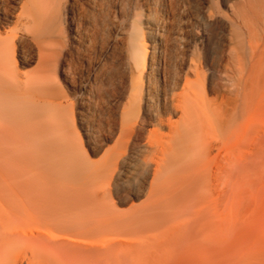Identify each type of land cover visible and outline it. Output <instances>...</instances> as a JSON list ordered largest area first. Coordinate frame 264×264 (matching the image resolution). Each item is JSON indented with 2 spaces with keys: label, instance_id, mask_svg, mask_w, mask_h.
Returning a JSON list of instances; mask_svg holds the SVG:
<instances>
[{
  "label": "bare ground",
  "instance_id": "obj_1",
  "mask_svg": "<svg viewBox=\"0 0 264 264\" xmlns=\"http://www.w3.org/2000/svg\"><path fill=\"white\" fill-rule=\"evenodd\" d=\"M218 1L0 0L2 257L19 222L34 224L39 259L54 245L69 264H113L144 239L169 249L170 209L191 215L205 256L223 264L229 190L211 139L224 105L245 110L244 70L257 82L264 67V0ZM205 86L218 92L214 103ZM133 197L141 202L118 208ZM54 227L66 233L55 244ZM197 229L192 256L203 246ZM259 245L247 264H264Z\"/></svg>",
  "mask_w": 264,
  "mask_h": 264
},
{
  "label": "rangeland",
  "instance_id": "obj_2",
  "mask_svg": "<svg viewBox=\"0 0 264 264\" xmlns=\"http://www.w3.org/2000/svg\"><path fill=\"white\" fill-rule=\"evenodd\" d=\"M215 5L222 8L218 0H215ZM195 13H197V8H192L186 17L192 19ZM227 13L230 14L229 10H227ZM209 33L210 39L216 37L217 27L215 24L210 27ZM235 34L237 35L238 31ZM199 47L200 44L198 43L196 48L199 50ZM246 75H248V78H246ZM249 75L250 71L246 68L243 72L242 82L237 83L242 91L245 90L243 104L245 110L243 112L235 111L232 106L224 105L223 119L225 126L222 129L215 127L211 139L210 157L214 161H222L225 165L224 184L227 186L225 188L229 190L226 193L229 198L227 203L229 219L227 237L229 238L226 242V257L223 264L253 262L256 250H258L257 244L260 246L259 244L264 242V67L259 72L257 82L256 79L249 78ZM245 78L252 80L248 81ZM246 81L248 82L246 83ZM249 85L250 87H248ZM235 87L236 84L233 82L228 83L225 89L227 95L230 96ZM254 88L255 90H253ZM202 96L209 102L214 103L218 98V92L214 89L209 90L205 86L202 90ZM250 114L254 115L250 116ZM171 116L174 120L179 117L178 113H173ZM90 156L93 159L99 158V155ZM141 184L142 181L139 180L138 186H141ZM219 186L216 164H213L212 176L209 181L211 201L217 196ZM243 187H245V190ZM140 202L141 199L133 197L129 204L118 205V208L126 210L132 203L139 204ZM165 215L168 219V226L162 237L174 238L175 243L169 248L170 250L167 248L168 246H161L162 244H158L156 241L152 244L148 239H144V245L138 248L137 252L129 251L125 253L121 251L113 264H211V257L205 256L209 255L204 247L208 242L207 236L201 230H198L196 226L186 223V221L191 220V215L187 211L178 212L170 209ZM19 223V227L18 225L14 228L13 225L11 227L12 231H18H16L18 233L17 240L9 244L4 257L0 255V264H69V261H66L69 258L65 259L66 254L62 252L63 250L54 245L55 237H57L56 239L62 238L61 236L65 237L66 233L63 235L64 231H61V235L60 233L57 234L61 229L55 227L56 231L52 229L53 240L51 242L54 243H52L54 247L52 248V245H50V249L52 248L53 254L52 252L50 255L48 253L49 258L44 257L46 260L42 258L41 260L37 255L35 244L32 243L31 234L36 230L35 226L33 227L34 224L31 222ZM196 229L198 241L203 246L197 249L196 254L192 256L189 254L188 237L190 234L188 233H195L193 230ZM152 233L153 231L149 232V236ZM57 248L61 250L62 254L60 251L58 254ZM13 252L15 253L14 256ZM34 253L36 256H34ZM37 259L40 261H37Z\"/></svg>",
  "mask_w": 264,
  "mask_h": 264
}]
</instances>
